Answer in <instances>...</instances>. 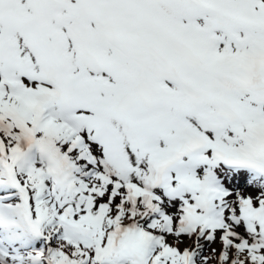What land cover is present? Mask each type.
Returning <instances> with one entry per match:
<instances>
[{
  "label": "snow or ice",
  "instance_id": "6c2138e0",
  "mask_svg": "<svg viewBox=\"0 0 264 264\" xmlns=\"http://www.w3.org/2000/svg\"><path fill=\"white\" fill-rule=\"evenodd\" d=\"M0 264H264V0H0Z\"/></svg>",
  "mask_w": 264,
  "mask_h": 264
}]
</instances>
